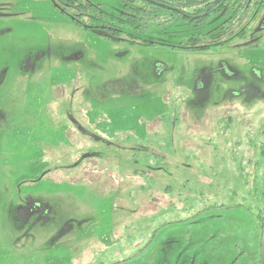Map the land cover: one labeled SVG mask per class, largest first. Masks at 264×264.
<instances>
[{"label": "rangeland", "instance_id": "rangeland-1", "mask_svg": "<svg viewBox=\"0 0 264 264\" xmlns=\"http://www.w3.org/2000/svg\"><path fill=\"white\" fill-rule=\"evenodd\" d=\"M234 36L217 49L131 47L44 0H0V105L62 123L21 121L30 131L13 137L27 147L0 160V264H260L264 5ZM25 198L51 206L41 229L15 225L9 202Z\"/></svg>", "mask_w": 264, "mask_h": 264}, {"label": "trees", "instance_id": "trees-1", "mask_svg": "<svg viewBox=\"0 0 264 264\" xmlns=\"http://www.w3.org/2000/svg\"><path fill=\"white\" fill-rule=\"evenodd\" d=\"M161 4L171 5L178 12L169 11L162 6H156V4L146 3L143 0H115V8L102 6L101 4H82L78 2L75 8L79 14V23H85L90 27L102 26L101 30L104 33L110 34L109 40L113 42H122L129 45L136 46H156L150 43L151 40H158L162 45L169 42L172 36L168 35L163 37L160 33L162 30L169 26L174 29V33L178 35L180 41L178 45H181L184 40L197 42L207 37V34L201 30L203 21L208 16H203L202 13L206 12L211 15L217 13L219 8L217 6L220 2L225 0H158ZM212 1L210 3V10H205V6L202 3ZM227 2H235L237 5L234 7L233 12L225 13L231 16L230 20L234 21V17H237L238 21L256 19L260 9L264 5V0H226ZM215 3V5H213ZM189 5V7H188ZM187 15L197 16L195 19L188 20ZM88 28V27H86ZM100 30V31H101ZM224 32L219 33V37ZM159 36V39H157ZM145 38L149 41H145ZM214 39V38H213ZM220 39V38H215ZM165 41V42H164ZM224 42H221L223 44ZM220 44V45H221ZM171 49H177L168 46ZM181 50H205L207 47L201 48H180ZM262 201L264 204V190L262 192ZM261 224L264 231V207L261 209ZM263 234V233H262Z\"/></svg>", "mask_w": 264, "mask_h": 264}, {"label": "flooded vegetation", "instance_id": "flooded-vegetation-1", "mask_svg": "<svg viewBox=\"0 0 264 264\" xmlns=\"http://www.w3.org/2000/svg\"><path fill=\"white\" fill-rule=\"evenodd\" d=\"M44 1L48 2L50 7L52 8V10L56 11L58 14H61L63 17H66L70 21V23H72L73 25L80 27L81 29H83L85 31L92 32L93 34H96L98 37H101L104 39L111 38L110 34L102 32V30H101L102 26H99L98 27L99 29H96V27H90V25H86L85 23H81V24L79 23V16H78L79 14L77 13V8H75V6L79 2V0H44ZM216 1L217 0H215L213 2L216 3ZM143 2L151 3L152 5L156 4V6L160 5L169 11L178 12V10H176L173 6L161 4L158 0H143ZM211 2L212 1H207L205 3H202V6H205V10L211 9V7H210ZM86 3H90V4L94 5L90 0H83L82 4H86ZM215 3H213V5H215ZM219 5H221L222 7L219 8L217 13H214L211 15L207 14L206 12L202 13L203 16H208L206 18V20L203 21L204 24L201 25V27H200L201 30H203L207 34V37L203 38V40L197 42L199 44H196V42H193L190 40L189 41L184 40L182 43H180L181 45H178L177 44L178 42L176 44L166 42L163 45H166V46L168 45L170 47H174L177 49H180V48H196V47H201V48L207 47L208 49H217L219 47H222V45L226 44L227 42L231 41L233 38H235L234 35L241 36L242 33L245 32V30L247 29V26L251 23V21L255 20V19H252V20L248 19V20H244V21L242 20L241 21L242 22L241 28L236 29V31H234V32H230V28H232L235 25H238V23L240 22L237 20V17H234V21L230 20L231 16H233L235 13L234 7H236L237 4L235 2H227L225 0V2H220L217 6H219ZM188 7H189V5H188ZM230 11L233 12L231 16L225 14V13H228ZM196 17L197 16H195V15H187L186 16V18L188 20L195 19ZM219 19L222 21H221V24L217 28L205 31L204 28L206 27L208 21L213 22V21L219 20ZM226 24H230L231 27L226 26ZM86 27H88V28H86ZM222 32H224L223 34L229 32V33H231V35L225 39H221L222 36L219 37V33H222ZM160 34L163 36V35H166L167 32L162 31ZM215 38H220V39H215ZM157 39H159V36H157ZM145 41L147 42L149 40H147L145 38ZM221 42H224V43L221 44ZM150 43H153L156 46L162 45V43H160L158 40H151ZM129 46L137 47L136 45H134V46L129 45ZM145 48H148V47H145ZM2 82H3V80L0 79V84ZM10 91L13 95L15 94L14 88L10 89ZM0 93H1V90H0ZM24 96H26V98L28 99L27 95H24ZM4 106L5 105H2V104L0 105V109H1L0 112L2 111V113L0 114V141H2V140H3V142L8 141V147H6V148H4L3 146L0 147V160L4 159L5 157H8V156H9V158H11V155L14 152L15 153L21 152L23 150L21 148V145L23 146V148L27 147L26 144L24 143V138L18 137L17 139H15L13 137L14 134H17V136H19L21 134H25V133L30 131V130L26 131L25 129H23V130L19 129L21 127L19 125V123L21 121L26 122V123L29 122L33 125V128H41L44 130V132H45V129L47 127L57 128V127H60V125H62L61 122H54V123L47 122V120H45L47 110L46 109L34 110V107L31 104L27 105L28 111L21 110L22 114H21V117L19 119L17 118L18 112L16 111V109L5 110L3 108ZM25 115H27V120L25 118ZM70 129L75 130L79 134H80V132L81 133L84 132L83 129L76 127V126L74 128L70 127ZM88 129H90V128H88ZM86 132H88L90 134L92 141L96 140V143H98L96 138L101 137V136L93 134L92 131H90V130H88ZM81 136H83V135H81ZM10 137H12V139L17 141V143H15L12 139L9 141ZM48 140L51 141V139H48ZM16 160L18 161V158H16ZM44 175H45V172L43 171L41 173V176H44ZM31 200L32 199H30V198H25L24 200H20L19 204L17 203V201L16 202H14V201L9 202L11 205H16L18 207L19 214L21 215L19 220H17L15 222V225L27 224V225H29V228L31 226L38 225L40 228V226L45 225L47 223V218H49V215H50L49 211L51 209V206H48V204L46 202H44V200L41 198L40 199L36 198L35 200H33V201H35V203H33ZM32 205L35 207H33ZM47 207H48V210H44V208H47ZM50 213H51V211H50ZM68 230H70V229L68 228V226L66 224V226L64 227L62 232L68 231ZM62 232H60L59 235Z\"/></svg>", "mask_w": 264, "mask_h": 264}, {"label": "water", "instance_id": "water-1", "mask_svg": "<svg viewBox=\"0 0 264 264\" xmlns=\"http://www.w3.org/2000/svg\"><path fill=\"white\" fill-rule=\"evenodd\" d=\"M262 251H261V255H260V264H264V232L262 234Z\"/></svg>", "mask_w": 264, "mask_h": 264}, {"label": "crops", "instance_id": "crops-1", "mask_svg": "<svg viewBox=\"0 0 264 264\" xmlns=\"http://www.w3.org/2000/svg\"><path fill=\"white\" fill-rule=\"evenodd\" d=\"M262 236H263V235H261V241H262Z\"/></svg>", "mask_w": 264, "mask_h": 264}]
</instances>
